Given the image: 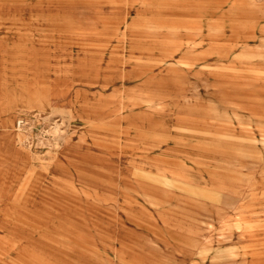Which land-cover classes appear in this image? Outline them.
I'll use <instances>...</instances> for the list:
<instances>
[{"label":"rangeland","instance_id":"obj_1","mask_svg":"<svg viewBox=\"0 0 264 264\" xmlns=\"http://www.w3.org/2000/svg\"><path fill=\"white\" fill-rule=\"evenodd\" d=\"M0 264H264V0H0Z\"/></svg>","mask_w":264,"mask_h":264}]
</instances>
